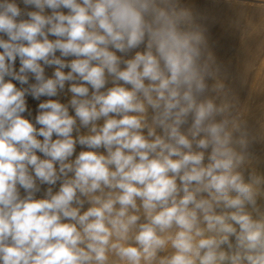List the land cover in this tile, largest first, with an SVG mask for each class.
Instances as JSON below:
<instances>
[{
    "label": "clouds",
    "instance_id": "obj_1",
    "mask_svg": "<svg viewBox=\"0 0 264 264\" xmlns=\"http://www.w3.org/2000/svg\"><path fill=\"white\" fill-rule=\"evenodd\" d=\"M206 21L0 0V264H264V106L250 125Z\"/></svg>",
    "mask_w": 264,
    "mask_h": 264
},
{
    "label": "bare ground",
    "instance_id": "obj_2",
    "mask_svg": "<svg viewBox=\"0 0 264 264\" xmlns=\"http://www.w3.org/2000/svg\"><path fill=\"white\" fill-rule=\"evenodd\" d=\"M207 2L209 0H186V3L191 5L195 11L208 9L207 13L211 15L210 20L207 21L209 42L217 58L226 66L227 80L240 100L245 102L251 96L248 120L250 125H255L261 117V106H264V0H239L238 3L235 0L231 3L229 0H213V2L210 0L212 3L208 5V8L205 6ZM221 15H224L221 27L226 28L229 22L234 19L240 20L244 15L246 22L243 20V24H248L249 30L252 29L244 31L245 28L248 30V25L243 26L241 19L239 22L240 29H242L241 26L243 27L241 33H231L235 30L231 31V27V32H226L228 26L226 29L222 28L225 31L213 34L209 24L212 25L213 19L216 17L218 19ZM47 71L50 74L52 70ZM32 105L31 102V107ZM261 170L264 171V166Z\"/></svg>",
    "mask_w": 264,
    "mask_h": 264
},
{
    "label": "rangeland",
    "instance_id": "obj_3",
    "mask_svg": "<svg viewBox=\"0 0 264 264\" xmlns=\"http://www.w3.org/2000/svg\"><path fill=\"white\" fill-rule=\"evenodd\" d=\"M211 1L213 2V0H211ZM214 1H215V0H214ZM216 1H217V0H216ZM212 2H211V3H212ZM211 3H210V0H209V2H207V4H206L205 6L208 8V7L210 6L209 4H211ZM208 5H209V6H208ZM202 11H203V12H202ZM202 11H200V12L196 11V12H198V14H201V16H203V17H207V16H208V17H207V21L210 20L209 16H211V15H210L209 13H207V12H208V9H205V10H202ZM228 11H229V10H228ZM201 12H202V13H201ZM241 13H242V12H241ZM207 14H209V15H207ZM243 14H244V13H243ZM223 16H224V15H223ZM223 16L221 15L220 17H218V19H217V17H216V19H213V21H212L213 24H212V25L209 24V27H212V28H210L211 33H213V34L220 33V32H222V30L228 28V26H229V28L226 30V32H231V31H233L234 29H235L236 31L234 30V32H231V33H235V32H237V33L240 32V33H241V32H242V29H243L242 26H241L242 29H240V26H238V28L236 27L237 29H236L235 26H234V21L237 20V19H234V21L232 20L231 22H229V24H227L228 26H225L226 28L221 27V22H222V20H223ZM243 17H244V15H243L242 18H241L242 21H241V19H240L239 22L241 21L242 25L245 26V27H247L248 24H246V23L243 24V22L245 21ZM220 18H221V19H220ZM243 20H244V21H243ZM207 21H206V22H207ZM245 22H246V21H245ZM239 24H240V23H239ZM240 25H241V24H240ZM233 26H234V27H233ZM230 27H231V31H230ZM232 27H233V28H232ZM245 27H244V28H245ZM249 27H250V26L248 25V27H247L248 30L245 28L244 31H250L252 28H250V30H249ZM222 28H224V29H222ZM239 29H240V31H239ZM228 30H229V31H228ZM212 31H213V32H212ZM224 31H225V30H224ZM60 97H62V98H60ZM60 97H59V98L62 99V100H66V99H67L63 94H61ZM63 97H65V99H64ZM29 102H30V103H29V107L33 110V115H35V112H34V111H35V107H36V106H35V105H36L35 103H37V102H35V101L33 102L30 98H29ZM31 102H32V104H33L32 107H31ZM34 104H35V105H34Z\"/></svg>",
    "mask_w": 264,
    "mask_h": 264
}]
</instances>
